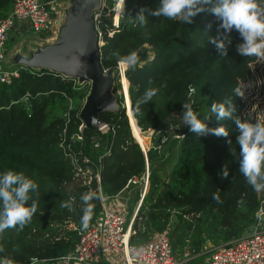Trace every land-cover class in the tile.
Returning a JSON list of instances; mask_svg holds the SVG:
<instances>
[{"label": "trees", "instance_id": "16d2710c", "mask_svg": "<svg viewBox=\"0 0 264 264\" xmlns=\"http://www.w3.org/2000/svg\"><path fill=\"white\" fill-rule=\"evenodd\" d=\"M11 2L0 0V18L7 14ZM160 3L161 0H124L117 27L112 25L111 14L102 16L100 22L104 32L106 27L114 28L111 36L104 33L100 46L104 68L116 67L119 58L131 51H138L141 56L143 67L134 71L125 69L129 93L126 105L130 104L139 127L160 128L177 120L175 112L184 103L192 104L201 118L212 115L211 104L227 97L236 104V115L255 120L243 114L242 101L233 91L249 75V63L255 59L235 51V45L242 42L239 34L233 31L228 57H223L208 42L210 35H217L219 24L210 11L196 15L190 24L152 16L147 11L145 26L136 21L135 16L142 8L155 10ZM145 44L149 47H144ZM189 85L195 87V92L186 99ZM118 87L117 74L115 90ZM149 88L156 89L157 95L142 105L138 114L135 103ZM86 90V85H75L72 78L27 67H20L11 83H0V172L23 171L39 185V197H34L38 200V212L23 231L7 230L0 236L4 249L0 260L9 258L13 264L56 262L73 249L81 228L83 205L69 211L61 208V201L72 194L79 198L87 187L75 177L60 142L64 127L67 136L77 130L81 122L78 111ZM26 92L28 103L16 101ZM121 99L122 95L118 97ZM101 118L113 131L100 133L96 127H84L83 150L94 157L102 153L101 148L91 147L92 135H99L101 142L109 145V151L101 158L100 186L110 195L122 189L129 177L144 171L145 156L139 144L143 139L141 145L146 149L148 131L141 129L142 139L135 133L136 141L122 107L117 112L103 113ZM220 124L230 129L236 155L230 151L226 138L211 134L198 137L189 128L182 138L168 142L162 151L153 147L147 150L149 184L132 222L135 232L130 235V243L139 244L153 231L166 229L174 255L182 257L185 247L199 251L206 241L214 246L240 236L247 229L255 211L264 203V192L255 193L239 172L234 123L217 121L214 116L209 121V127ZM79 142L75 140L72 145L77 148ZM171 146L176 152L169 164ZM225 164L230 169L229 178L222 180L220 170ZM97 185L92 181V190ZM139 192V184H131L125 190L128 218L139 200ZM214 193L219 194L222 203L213 200ZM94 203L93 219L101 208L99 201ZM71 224L76 228L70 227ZM199 259L192 258L187 264Z\"/></svg>", "mask_w": 264, "mask_h": 264}, {"label": "built area", "instance_id": "2783aa9c", "mask_svg": "<svg viewBox=\"0 0 264 264\" xmlns=\"http://www.w3.org/2000/svg\"><path fill=\"white\" fill-rule=\"evenodd\" d=\"M57 1L58 0H12L7 14L0 18V83L9 84L12 79L19 74L20 67L10 69L1 64V61L6 57L7 42L10 37L17 36L16 33L25 34L26 32H33L43 36L50 33L51 24L56 12ZM117 2L118 0H101L100 8L93 12L99 47L104 43V33H106L107 36H111L114 32V28L112 27H106L105 32L103 31L100 27L101 17L111 14L113 27L118 26L121 10L118 11L117 19H115ZM10 30H14L16 33H11ZM249 64H251V62ZM116 67L119 76V84H121L122 74L125 75V69L127 67L122 66L119 62ZM73 80L74 84L77 85L76 80ZM83 85L88 86L86 83ZM119 88L120 87L117 88L118 97L122 95V99L119 100V102L128 117L129 123V115L125 105V91L123 87L122 90ZM194 92L195 87L189 85L187 87L186 99L191 98ZM28 97L29 93L26 92L23 97L16 101L22 100L28 103ZM241 101L243 114L258 118L245 110L244 100L241 99ZM183 112L184 108L182 105L181 110L175 112L174 116L177 120L169 121L165 126L160 128H149L151 141L147 147L148 149L153 147L157 151H162L170 140L183 137L188 128V126L183 125L182 122L181 115ZM84 127L81 120L80 124L77 126V130L68 136L66 135V128L64 127L60 145L62 146L63 153L68 159L75 177L86 185L87 190L85 191H88L89 189H93L91 188L92 181H96L98 184L97 187H101V158L102 154L107 153L110 147L101 142L99 135H92L89 138L91 147L96 149L101 148L102 153H97L95 157L90 156L84 151L85 149L83 150V147L86 145ZM96 128L100 133H106L109 130L113 131V128L105 120L98 124ZM75 140L80 141V145L77 148L72 145V142ZM146 152H143L145 156V165L142 174L129 177L124 187L116 193L110 195L105 194V200L101 204V208L96 217L90 222L89 228L84 231L80 228L73 249L60 256L56 261H59L61 264H187L188 260L200 257L197 262L192 264H264V203L255 211L252 221L240 236L218 243L209 248H201L199 251L185 247L182 257L174 255L166 229L163 231H153L148 239L139 244L135 245L130 243V235L135 232L132 228V222L149 184V168ZM131 184H139L140 192L139 200L131 216L128 218V194H125V190H127V187ZM70 196L74 195L72 194ZM108 198L123 199V206L118 209L107 206L105 201ZM81 203L79 198H76L73 208ZM258 211L261 217L259 221L256 219ZM70 227L76 228L73 224H71ZM140 247L144 249V252L142 255H136L135 251Z\"/></svg>", "mask_w": 264, "mask_h": 264}, {"label": "clouds", "instance_id": "9594fccd", "mask_svg": "<svg viewBox=\"0 0 264 264\" xmlns=\"http://www.w3.org/2000/svg\"><path fill=\"white\" fill-rule=\"evenodd\" d=\"M146 11L152 16L164 17L184 24L192 23L194 17L200 13L210 11L219 24L217 35H210L208 42L215 46L219 56L228 57L229 46L234 39L231 34L235 31L242 39L241 43L235 45L237 54L264 62V0H161L160 6L155 10L142 8L135 16L141 26L148 23ZM210 29L211 24L208 26V31ZM118 62L126 66L129 71H134L138 66L143 67L138 51H131L120 57ZM250 88V83H238L233 91L236 97L246 100ZM156 95V89H147L143 97L135 103L136 113L139 114L141 106L154 100ZM113 105L114 102L109 106ZM183 108L182 122L183 125L188 126L191 133L198 137L209 134L224 137L230 146V151L236 155L232 147L233 141L229 137L230 129L224 124L209 127V121L213 116L217 121L231 120L234 123L238 133L235 143L239 151V172L255 193L264 192V117L255 120L241 118L236 115L237 106L230 97L212 103L210 108L212 115H205L203 118L194 111L192 104L184 103ZM229 171L228 165L225 164L220 170L222 180L229 178ZM34 197H39V185L23 171L8 169L0 172V236L7 230L23 231L32 223L39 209L38 200ZM212 198L217 203H222L218 193H214ZM79 200L83 205L80 225L81 230L84 231L89 228L95 214L94 201L102 204L105 193L101 187L95 190L89 189L79 196ZM75 201V196H69L68 199L61 201V208L73 211ZM260 218L258 211L256 219L259 221ZM2 251L4 249L0 246V252ZM143 252L144 249L140 247L136 249L135 254L142 255ZM0 264H13V261L4 258L0 260Z\"/></svg>", "mask_w": 264, "mask_h": 264}, {"label": "water", "instance_id": "95a60500", "mask_svg": "<svg viewBox=\"0 0 264 264\" xmlns=\"http://www.w3.org/2000/svg\"><path fill=\"white\" fill-rule=\"evenodd\" d=\"M100 6L101 0H58L50 36L23 37L1 61L10 69L47 70L75 79L77 85L88 83L78 111L85 127H96L103 113L122 107L115 94L117 67L104 69L100 62L93 20Z\"/></svg>", "mask_w": 264, "mask_h": 264}, {"label": "rangeland", "instance_id": "374dc122", "mask_svg": "<svg viewBox=\"0 0 264 264\" xmlns=\"http://www.w3.org/2000/svg\"><path fill=\"white\" fill-rule=\"evenodd\" d=\"M122 6L124 7V0H123ZM123 7L121 9V12L123 10ZM10 32L11 33H16L14 30H10ZM50 34H51V32L47 33L45 36H43V35H41L39 33H33V32H26L25 34L24 33H22V34L16 33V35L18 37L15 38L14 40H10L9 39L8 42H7V54H6V56L13 50L14 46H16L17 43L22 41L23 37H26V36L48 37V36H50ZM144 47L148 48L149 45L145 44ZM242 83H245V84H249L250 83L251 84V88H250V90L247 93V99L244 100V108H245V110H247L251 115H254L256 117H264V62L257 61L256 59L251 61L250 73L246 77V79L242 81ZM86 84H88V83H86ZM127 86H128V82L124 78L122 84H120V88L119 89L122 90V87H123L124 91L126 90V92H127ZM126 92H125L126 96L129 95L128 92L127 93ZM117 93L118 92H117V89H116L115 90V94H117ZM128 107H130V105ZM143 131L144 132L148 131V133H149L148 138H149V143H150L151 140H150V130H149V128L144 129ZM135 133H138V130L135 129L133 131V137H135ZM139 136H140V134H139ZM140 138L142 139L141 136H140ZM134 139H136V138H134ZM142 143H143V139H142ZM171 143H172V140L169 141L168 144H171ZM147 150H148V148L146 149V151ZM175 152L176 151L174 150V147L171 146L170 147V152H169V156H170L169 164H171V162L173 161V158L175 156ZM105 204L107 206H109V207H114V208L118 209V208H121L123 206V199L108 198L105 201ZM207 242L208 241H206V243ZM206 246H207V248H209L211 246V244L210 245H206ZM41 264H61V263L59 261H56V262H42ZM135 264H139V263H135Z\"/></svg>", "mask_w": 264, "mask_h": 264}, {"label": "bare ground", "instance_id": "6f19581e", "mask_svg": "<svg viewBox=\"0 0 264 264\" xmlns=\"http://www.w3.org/2000/svg\"><path fill=\"white\" fill-rule=\"evenodd\" d=\"M122 4H123V0H118L117 4H116V11L117 13L115 14V19H117V16H118V11H120L122 9ZM126 78L125 75L122 74V77H121V84L123 82V79ZM126 92V90H125ZM127 93V92H126ZM125 105H126V94H125ZM127 107V105H126ZM131 112V113H130ZM127 113L129 115V125H130V129H131V132H132V135H133V131L136 129L138 130V133L140 134L141 136V128L139 127L135 117L133 116L132 114V110L130 107H127ZM146 133V132H145ZM149 136V133L148 135L145 137V145H146V149L149 145V141L147 142V138ZM141 146V144H139ZM141 148L143 149V152H146V149L144 147L141 146Z\"/></svg>", "mask_w": 264, "mask_h": 264}, {"label": "crops", "instance_id": "0c3cea01", "mask_svg": "<svg viewBox=\"0 0 264 264\" xmlns=\"http://www.w3.org/2000/svg\"><path fill=\"white\" fill-rule=\"evenodd\" d=\"M18 36H14V38H17ZM210 241H208L207 243H205V247H207L206 245H210Z\"/></svg>", "mask_w": 264, "mask_h": 264}]
</instances>
